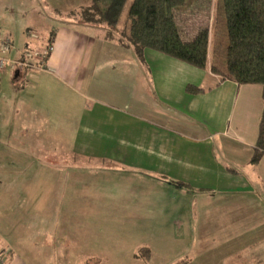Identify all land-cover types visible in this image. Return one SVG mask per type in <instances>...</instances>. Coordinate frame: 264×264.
<instances>
[{
    "label": "crops",
    "instance_id": "obj_1",
    "mask_svg": "<svg viewBox=\"0 0 264 264\" xmlns=\"http://www.w3.org/2000/svg\"><path fill=\"white\" fill-rule=\"evenodd\" d=\"M87 2L83 0L82 5ZM75 9L68 6L54 13L48 32L53 35V45L45 69L7 66L0 72V155H12L8 157L12 168L19 159L28 165L34 146L44 145L46 139L52 141L54 145L48 150H38L44 155L42 168L50 169L44 179L49 178L50 187L56 186V196L66 197L67 206L76 200L73 185H78L82 171L98 175L108 172L120 186V195L125 194L121 188L127 187L142 197L139 202H144L138 208L145 211L130 213L132 217L162 216L155 223V234H163L153 240L160 241L155 249L166 244L169 231L181 232L185 223L191 229L189 245L175 247L183 253L172 264L190 254L193 258V230L199 211L191 205L193 220L189 211L184 218L187 220L179 223L177 206L171 209L176 207L178 211L157 212L155 205L172 204L181 209L201 197L202 205L208 197L221 198L225 204L228 198L231 204L245 203L241 211L236 208L239 204H234L221 223L222 231L230 229L234 233L243 227L244 235L215 246L220 253L217 259L202 260L206 264H226L227 253L235 250L237 257L245 258L242 264H264V153L258 162L250 161L262 110L261 86L221 80L211 70L209 54L203 69L152 49H145L140 58L105 27L70 17L68 13ZM4 11L0 8V33L11 40L9 58L18 59L26 44L37 42L40 46L48 37L35 40V30L26 23L23 37L24 22L6 17ZM43 25L38 27L46 34L48 28L45 22ZM188 87L204 91L190 92ZM3 94L12 97L3 98ZM4 129L11 139L1 137ZM14 155L19 156L17 160ZM47 157L52 160L47 161ZM56 169L74 171L62 176ZM18 185L24 183L7 182V186ZM66 185L73 188L65 191ZM87 192L95 197L94 192ZM237 212L247 214L244 217ZM10 239L0 234V250H8L10 255L6 264H35L29 256L36 264H60L66 257L61 258L57 249H48L51 255L40 252L33 257L32 249L28 251L24 244L20 247ZM146 247L150 255L147 261L142 259L145 263L154 254L152 246ZM84 255L87 260L104 258Z\"/></svg>",
    "mask_w": 264,
    "mask_h": 264
},
{
    "label": "rangeland",
    "instance_id": "obj_2",
    "mask_svg": "<svg viewBox=\"0 0 264 264\" xmlns=\"http://www.w3.org/2000/svg\"><path fill=\"white\" fill-rule=\"evenodd\" d=\"M79 2L81 4L75 0L0 1V8L5 10L6 17H12L21 23L24 22V28H22L23 37L25 36V23L35 30V40L43 41L48 36L45 41L41 42L40 46L36 44L37 42H35L36 45L33 43L25 45L21 55L15 60L17 62L23 61L26 65L21 66L18 64L15 66L17 69L41 70L46 68V60L53 45V35L48 33L52 29L50 21L53 17H56L54 13L57 11L63 12L64 8L68 6L71 9H75L78 4L81 6L68 14L70 17L72 16L82 21V8L89 3L82 5L83 0H79ZM187 2L186 6L176 10L174 16L175 25L184 39L191 38L200 26L209 28V59L218 72L217 74L216 72L213 73L220 77L222 76L221 73L225 71L224 47L226 44L221 0H187ZM4 4L7 9L3 6ZM43 22L46 24L45 27L48 28L47 35L41 29L44 26ZM40 25L41 27H38ZM53 26L56 27V25ZM11 46L10 38L0 33L1 59L13 61L7 56V51ZM4 69H1L0 72ZM2 97H7L8 99L12 96L3 94ZM1 137H4V140L10 138L5 129L2 130ZM46 141L41 146L33 145L36 149L32 147L34 150L32 153L34 154L30 156L29 160L27 159L29 161L26 162L28 165H25L23 159H19L14 162L16 167L13 166L12 168L11 164L13 163L8 158L12 155H0V165L7 166L6 169L0 168L1 237L8 239L10 242V238H12L13 243L16 245L20 244V247L23 246L21 244H24L28 251L32 249L33 257H38L40 252L51 255L53 253L48 249H57L60 257L62 255L66 256L65 259L61 257L63 260L60 264H158V262L159 264H172V262L179 259L177 256L183 252L175 247L189 245L191 229L187 228L185 223L186 228L181 232L169 231L168 235H164V243L166 244L162 245L161 248L155 249L154 245L160 241L154 242L153 240H156L155 238L158 236H163V234H155V223L160 221L162 216L154 217V219L150 218L149 214L139 218L132 217L131 215H134V212L145 211L144 207L138 208L144 202H139L142 197L136 196L134 189H128L127 187L125 189L124 187L121 188L125 191V194L120 195V186L114 183V176H111L106 171L102 172L101 175L83 171L81 173L79 171L81 174L78 179V185L76 187L73 185V195L75 194L73 200L76 199L78 206L74 208L76 205L75 201H70V205L67 206L66 197L64 195L61 197L56 196L54 194L56 186L50 187L49 178L44 179V174H49L50 169L45 170L42 168L44 167L42 165L44 163L42 156L44 157V155L39 153L38 150L40 149V152H44L54 145L51 144L52 141L50 143L49 140L46 139ZM13 144L17 145L15 141H13ZM18 157V155L15 157L16 160ZM51 160V157H47V161ZM10 167L11 169L7 170ZM56 170L62 176H66L68 173L70 176V171H74ZM12 180L23 182L24 185H18L17 187L7 186V182L9 183ZM1 181H3V184ZM5 183L6 185H4ZM73 187L70 188L69 185H66L65 191L69 192V188L72 189ZM132 188L134 187L132 186ZM49 190H52V194L46 195ZM87 190L94 192L95 197L89 194ZM227 200L228 204H225L221 198L213 199L208 197V199L203 200L204 203L202 205L201 197L191 201L181 209L178 205L172 204L155 205L157 212L179 210L178 215L177 213L175 214L179 223L187 220L184 218L189 215V211L191 212L190 221L193 220V210L198 209L199 211L197 212L198 218L195 220V230H193L195 232L196 247L192 249L195 254L192 258V254H190L192 251L189 252L190 255L185 256L178 264H206L202 259L211 261L220 256L219 251L214 248L215 246H221L230 239L235 241L244 235L246 230L243 227H240L234 233H230V229H227V231L221 230L222 219L227 220L224 217L225 213L234 209V204H239L234 202L231 204V200L229 198ZM92 201H95V206H91ZM61 205L64 208H61ZM191 205H194L193 210ZM243 205L245 203L236 205L237 211ZM172 206H177L178 210L176 207L171 209ZM48 207L54 210H49ZM43 209L45 210L44 215L42 213ZM237 213L244 217L247 214ZM137 215L139 216V214ZM60 216L59 223L58 219ZM252 219H254L255 224H258L257 219ZM237 225L235 224V226ZM176 228H178L177 225ZM138 246L153 247L154 254L151 261L145 263L144 259L142 260L141 258L143 255L138 257V259L133 258L132 255L135 254ZM209 247L214 248L212 251L214 253L211 252L212 248ZM8 253V250H0V264H6L10 256ZM84 253L89 254L88 256L101 255L104 258L100 261L94 258L87 260L88 258L84 257ZM196 254L197 257L195 256ZM227 254H224L228 258L226 264H242L245 259L240 255L237 257L235 250L233 254ZM52 257L53 255L51 260L53 259ZM28 259L35 264L37 263L30 256ZM191 261L194 263H189Z\"/></svg>",
    "mask_w": 264,
    "mask_h": 264
},
{
    "label": "trees",
    "instance_id": "obj_3",
    "mask_svg": "<svg viewBox=\"0 0 264 264\" xmlns=\"http://www.w3.org/2000/svg\"><path fill=\"white\" fill-rule=\"evenodd\" d=\"M88 3L82 8V22L105 27L138 57H142L145 49H152L197 68L207 66L209 28L200 26L191 38L184 39L174 22L176 10L186 6L187 0H88ZM221 3L226 44L225 71L220 78L237 85L261 86L262 110L250 160L256 163L264 153V0H221ZM211 70L218 73L214 66ZM188 91L204 89L188 87ZM149 255V248L142 246L134 257L148 260Z\"/></svg>",
    "mask_w": 264,
    "mask_h": 264
},
{
    "label": "built area",
    "instance_id": "obj_4",
    "mask_svg": "<svg viewBox=\"0 0 264 264\" xmlns=\"http://www.w3.org/2000/svg\"><path fill=\"white\" fill-rule=\"evenodd\" d=\"M18 64L21 66L26 65L23 61H19V62H17L16 60L9 61V60H5V59L0 58V70L4 69L7 66H17Z\"/></svg>",
    "mask_w": 264,
    "mask_h": 264
}]
</instances>
